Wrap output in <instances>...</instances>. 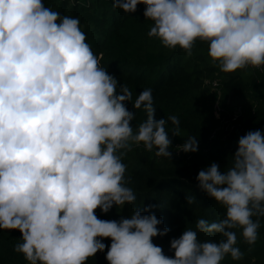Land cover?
Returning a JSON list of instances; mask_svg holds the SVG:
<instances>
[{"label": "trees", "instance_id": "trees-1", "mask_svg": "<svg viewBox=\"0 0 264 264\" xmlns=\"http://www.w3.org/2000/svg\"><path fill=\"white\" fill-rule=\"evenodd\" d=\"M252 34L264 55V0H0V101L16 76L31 97L0 104V264H264V74L235 58ZM216 102L242 107L231 132ZM38 145L92 172L59 182L62 241Z\"/></svg>", "mask_w": 264, "mask_h": 264}, {"label": "built area", "instance_id": "built-area-1", "mask_svg": "<svg viewBox=\"0 0 264 264\" xmlns=\"http://www.w3.org/2000/svg\"><path fill=\"white\" fill-rule=\"evenodd\" d=\"M3 2H9L11 0H2ZM248 24L250 25V28L252 29V33H256V25L253 22V19L248 20ZM260 35H263L260 33ZM259 37L256 34L254 39H248L239 49V51L235 54V58L239 60L241 63L246 64L248 67L252 68L256 72L260 74H264V55L263 53L257 49L256 45L260 44ZM216 85V83H215ZM222 111L223 108L220 106L218 102H216L214 106V112L217 118L221 120V126L228 132H231L236 128L238 125V120L240 119V116L242 114V107H236L233 114L227 116V118H222ZM37 141V139H36ZM180 147V146H179ZM39 152H44L45 155L48 158H54L57 162V165L61 164L62 162H65L66 164L63 165V167H60V171L58 172V177L62 178L63 174H67L70 179L80 183L81 185H88L89 182L92 180V172L89 167H84L79 164H70L66 162V159L64 157H60L54 152L46 149L44 146L38 145L37 146ZM92 148V147H91ZM91 150V149H90ZM99 149L98 146H93V150L91 154H95ZM92 159V158H91ZM107 169L106 171H108ZM104 176H108V174L105 172ZM59 178H51V180L48 182L49 188H50V195L51 199L55 196V194L58 192L60 193L59 189ZM56 194V195H58Z\"/></svg>", "mask_w": 264, "mask_h": 264}, {"label": "rangeland", "instance_id": "rangeland-1", "mask_svg": "<svg viewBox=\"0 0 264 264\" xmlns=\"http://www.w3.org/2000/svg\"><path fill=\"white\" fill-rule=\"evenodd\" d=\"M3 86L7 90L6 94H8V96H6L5 100L0 101V104L2 107L8 108V107L16 106L17 103L14 100L17 99L21 95H24L25 99L28 102L31 100L30 95L27 94L18 76L6 79V81H4L3 83ZM98 86H102V85L98 84ZM101 94H102V91L100 90L97 92L96 95L89 97V98H83L81 100L80 108L84 110L85 117L88 116V118L89 117L96 118L97 111L95 110L93 101L99 100ZM14 95L16 96L15 98H10V96H14ZM92 150H93V146L91 148V152ZM65 164H66L65 162H62L60 165L58 164V168H59L58 171H60V167H63V165ZM54 177L59 178L57 179L58 182H60L62 179L58 177V175H55ZM85 190L86 189L84 187L79 188L73 197H79L85 194L86 193ZM56 194H58V192ZM56 194L51 199L52 209L57 213V216H58V223L56 227H54V234H55V238L57 241H62L67 237L69 233L72 232V228L66 221V214H67L68 208L70 207L71 202L74 199L72 197H65L61 192L58 195ZM46 253L47 252H45L44 255L40 256L39 258L44 259ZM30 264H46V262L44 259V261L38 262V260H36Z\"/></svg>", "mask_w": 264, "mask_h": 264}, {"label": "water", "instance_id": "water-1", "mask_svg": "<svg viewBox=\"0 0 264 264\" xmlns=\"http://www.w3.org/2000/svg\"><path fill=\"white\" fill-rule=\"evenodd\" d=\"M251 38L254 39L255 38V34H252V37ZM41 261H44V259L43 258H39L38 259V262H41Z\"/></svg>", "mask_w": 264, "mask_h": 264}]
</instances>
